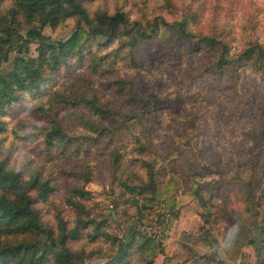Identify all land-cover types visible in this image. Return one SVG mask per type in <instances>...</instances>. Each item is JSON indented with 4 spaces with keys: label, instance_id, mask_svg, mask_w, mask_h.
<instances>
[{
    "label": "rangeland",
    "instance_id": "rangeland-1",
    "mask_svg": "<svg viewBox=\"0 0 264 264\" xmlns=\"http://www.w3.org/2000/svg\"><path fill=\"white\" fill-rule=\"evenodd\" d=\"M170 1L196 14V22L191 25L194 32L215 34L236 58L250 44L257 42L264 46V0ZM165 4L166 0H94L87 6L91 12L122 9L132 20L151 22L161 14ZM10 6L11 0H3L4 9ZM76 27L77 20L69 19L57 28H46L44 34L52 41L67 40ZM36 48L37 45H31L28 54L37 56ZM24 54V49L13 52L7 62L0 64V76L11 72L15 59ZM117 54L115 61L105 62L97 73L91 71L87 62L71 61L40 92L21 97L3 118L7 125L0 134V163L23 171L26 179L38 176L50 181L55 190L47 202H39L36 207L44 225L55 234L61 220L67 230L75 226L74 203L81 202L96 217L107 218L106 230L113 241L121 239L139 224L134 210L126 211L123 199H119L116 207L120 184L130 174L128 162L121 157L118 179L112 185L105 141L92 145L84 142L78 154L72 153L77 144L70 146L64 155L63 148L47 149L44 138L53 120L71 136L80 137L88 132L87 123L93 119L88 108L73 107L65 100L88 98L96 93L104 104L109 103L126 114L129 109L124 99L114 93V82L131 79L138 92L156 96V100L153 112L141 121L130 122L116 135L122 156L133 154L134 138L142 136L146 128L167 139L162 146L172 157L184 150L188 142L194 146L203 142L207 155V161H201L197 167L196 179L205 187L202 200L185 195L192 184L188 175L181 172L174 196L185 197L186 202L178 213L171 214L160 204L156 208L160 220L157 222L155 218L140 227L142 233L160 246L152 264L259 263L250 245L255 236L254 222L244 210V188L237 177L251 183L254 162L264 171V75L249 65L241 70L239 79L227 77L220 81L200 74V68L213 63L212 53L198 40L176 42L175 32L166 28L154 39L139 44L133 58L127 50ZM149 104L142 110L149 108ZM194 153L192 157L199 159ZM156 168L158 181L165 184L168 161L159 160ZM189 168L186 164L184 171ZM208 185L217 190L210 191ZM76 189L90 192V200L75 197ZM209 214L216 216L207 224L205 216ZM206 227H213L221 240L217 262L208 260L207 255L213 250L201 239ZM68 245L74 251H99L88 264H104L117 250L104 241L90 243L84 235ZM133 258V264H137L138 259ZM262 259L264 264V254Z\"/></svg>",
    "mask_w": 264,
    "mask_h": 264
},
{
    "label": "trees",
    "instance_id": "trees-1",
    "mask_svg": "<svg viewBox=\"0 0 264 264\" xmlns=\"http://www.w3.org/2000/svg\"><path fill=\"white\" fill-rule=\"evenodd\" d=\"M94 0H11L8 9L2 7L0 0V64L8 61L9 56L25 50V54L16 58L11 72L0 76V134L6 129L3 119L6 112L26 94L40 92L53 79L57 72L71 61L88 63L94 73L105 62L117 57V53L127 50L132 58L136 55L139 44L154 39L162 28L175 32L176 42L198 40L213 55V63L200 68V74L220 81L227 77L239 79L241 70L249 65L256 73L264 75V46L255 43L240 51L238 58L231 55L230 47L215 34L203 35L194 32L191 25L196 22V14L166 0L161 14L151 22L132 20L128 12L117 9H97L91 12L88 3ZM69 19L77 20V27L67 40L52 41L45 34L48 27L57 28ZM103 41V43L101 42ZM37 45V56H30L31 45ZM117 47V48H116ZM115 63V62H112ZM108 64V63H107ZM209 80V79H208ZM211 84L214 81L209 80ZM221 85V84H219ZM114 93L124 99L129 111L126 114L116 111L109 103L104 104L94 93L88 98L78 97L65 100L75 106H86L92 115L87 123L88 132L80 137L71 136L62 126L52 121L46 129L44 143L47 149L63 148L65 155L70 146L77 147L72 151L78 154L85 144L92 145L105 141L108 148V162L112 169V185L118 179L119 167L123 160L128 162L129 176L120 184L119 199L124 200L126 211L134 210L137 223L121 239L112 240L107 232L106 217H96L81 202L74 203L77 211L75 226L67 230L66 223L59 222L55 234L42 222L39 202H47L55 190L49 180H40L38 176L25 178V173L9 169L6 162L0 163V264H88L99 251L85 249L74 251L68 244L84 235L90 243L104 241L114 245L117 250L104 264H152L156 258L158 246L155 241L142 233L144 223L157 222L161 215H156L157 206L162 204L171 214H177L185 197L175 198L174 191L180 181V173H186L192 187L185 195L202 200L205 187L196 177L198 165L207 161L203 142H188L186 148L170 155L163 148L167 141L160 138L158 132L149 128L143 130L142 136H136L132 143L133 154L122 156L115 137L126 126L135 120L141 121L149 112H153L156 96L138 92L131 79H118L114 82ZM236 93L239 95V91ZM150 103V104H149ZM149 104V108H142ZM87 148V147H86ZM198 155V158L192 157ZM168 161V179L166 183L158 181L157 163ZM193 160V161H192ZM189 170L184 171L185 165ZM251 183H244L237 177L244 188V210L254 222L255 236L250 245L255 249L259 263L264 254V171L257 164L251 166ZM210 191L217 189L208 185ZM74 196L90 200V192L76 189ZM215 214L206 215L207 224L215 219ZM201 239L212 248L208 260L218 261L217 249L221 245L213 227L205 228Z\"/></svg>",
    "mask_w": 264,
    "mask_h": 264
}]
</instances>
